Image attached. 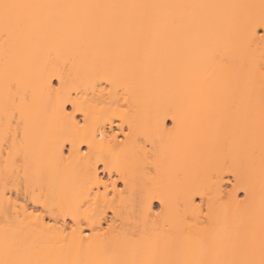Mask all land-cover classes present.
Here are the masks:
<instances>
[{
	"label": "bare ground",
	"instance_id": "obj_1",
	"mask_svg": "<svg viewBox=\"0 0 264 264\" xmlns=\"http://www.w3.org/2000/svg\"><path fill=\"white\" fill-rule=\"evenodd\" d=\"M0 264H264V0H0Z\"/></svg>",
	"mask_w": 264,
	"mask_h": 264
},
{
	"label": "rangeland",
	"instance_id": "obj_2",
	"mask_svg": "<svg viewBox=\"0 0 264 264\" xmlns=\"http://www.w3.org/2000/svg\"><path fill=\"white\" fill-rule=\"evenodd\" d=\"M168 123H170V122L168 121Z\"/></svg>",
	"mask_w": 264,
	"mask_h": 264
}]
</instances>
